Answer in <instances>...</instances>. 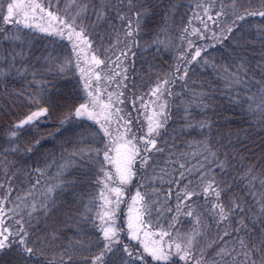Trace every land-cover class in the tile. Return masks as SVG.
<instances>
[{"label": "snow or ice", "instance_id": "6c2138e0", "mask_svg": "<svg viewBox=\"0 0 264 264\" xmlns=\"http://www.w3.org/2000/svg\"><path fill=\"white\" fill-rule=\"evenodd\" d=\"M0 264H264V0H0Z\"/></svg>", "mask_w": 264, "mask_h": 264}, {"label": "rangeland", "instance_id": "374dc122", "mask_svg": "<svg viewBox=\"0 0 264 264\" xmlns=\"http://www.w3.org/2000/svg\"><path fill=\"white\" fill-rule=\"evenodd\" d=\"M177 20H179V17H177ZM200 117H196V119H199ZM173 127H177V125H174ZM50 147H51V145H49ZM122 207H124L123 205H122ZM125 211H126V208H125ZM162 223H163V221H161Z\"/></svg>", "mask_w": 264, "mask_h": 264}, {"label": "trees", "instance_id": "16d2710c", "mask_svg": "<svg viewBox=\"0 0 264 264\" xmlns=\"http://www.w3.org/2000/svg\"><path fill=\"white\" fill-rule=\"evenodd\" d=\"M256 23H258V21H255ZM234 126H238V125H234ZM242 126H244V127H246V125H242ZM49 130H51V129H49ZM42 131H43V129H42ZM45 147H50L49 145H45Z\"/></svg>", "mask_w": 264, "mask_h": 264}]
</instances>
